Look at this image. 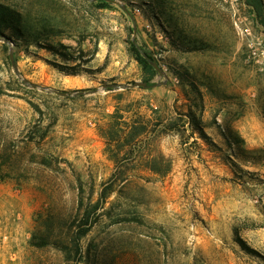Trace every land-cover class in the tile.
I'll return each mask as SVG.
<instances>
[{"label":"rangeland","instance_id":"1","mask_svg":"<svg viewBox=\"0 0 264 264\" xmlns=\"http://www.w3.org/2000/svg\"><path fill=\"white\" fill-rule=\"evenodd\" d=\"M110 1L0 0L20 32L0 38V264H75L32 234L104 187L79 264H264V0L260 18L246 0ZM186 94L207 139L178 121Z\"/></svg>","mask_w":264,"mask_h":264},{"label":"trees","instance_id":"2","mask_svg":"<svg viewBox=\"0 0 264 264\" xmlns=\"http://www.w3.org/2000/svg\"><path fill=\"white\" fill-rule=\"evenodd\" d=\"M248 5L255 10L258 18L262 17V4L260 0H246ZM102 5H107L102 3ZM18 22V18L14 11L8 6L0 4V38L4 40H10L9 36H6V32L10 31L16 35H20L19 30L15 24ZM131 51L134 55V59L141 65L143 72L147 75L148 79H152L156 72L151 64L153 58L145 52H141L133 44H131ZM67 75H77L76 72L69 73ZM200 103H193L189 100L186 94V103L183 105V110L178 113V121L182 123L181 127L183 131L191 130L192 133H198L202 138L207 139L206 134L201 125V121L198 119L197 112L200 111L201 97L197 94ZM227 148L234 150L232 155L240 161H254L251 156V152H248L244 148L243 140L235 133L229 131L228 135H223ZM159 176H164L160 174ZM80 194L82 193L81 185L79 184ZM111 187H104L99 199L94 204L88 202L85 206L82 204V198L79 199L75 214L70 218L68 225L61 230V234L53 236L52 225L59 221L58 216L48 213L44 218L40 216V223L36 225L35 231L32 234L30 240V246L35 249H44L47 247H53L61 252L68 259L73 257L76 261L75 264H79L84 258L82 255L81 240L88 235L95 223L98 221L99 211L104 207V204L111 193ZM54 239V240H53Z\"/></svg>","mask_w":264,"mask_h":264},{"label":"water","instance_id":"3","mask_svg":"<svg viewBox=\"0 0 264 264\" xmlns=\"http://www.w3.org/2000/svg\"><path fill=\"white\" fill-rule=\"evenodd\" d=\"M90 1H98V0H90ZM102 1L111 2L110 0H102ZM111 3H115V2H111ZM9 59H10V62L12 64L13 68H14L15 73H17L16 67L14 65L13 54H12L11 50H9ZM151 64L160 76H164L163 72L159 69L158 65L155 62H151ZM136 87L146 88L147 85L145 83H134L130 86L121 87L120 89L136 88ZM61 95H64V94H61Z\"/></svg>","mask_w":264,"mask_h":264}]
</instances>
